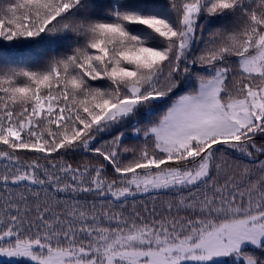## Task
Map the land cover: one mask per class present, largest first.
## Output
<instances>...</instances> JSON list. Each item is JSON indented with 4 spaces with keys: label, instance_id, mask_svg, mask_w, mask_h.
<instances>
[{
    "label": "snow or ice",
    "instance_id": "6c2138e0",
    "mask_svg": "<svg viewBox=\"0 0 264 264\" xmlns=\"http://www.w3.org/2000/svg\"><path fill=\"white\" fill-rule=\"evenodd\" d=\"M0 264H264V0H0Z\"/></svg>",
    "mask_w": 264,
    "mask_h": 264
}]
</instances>
